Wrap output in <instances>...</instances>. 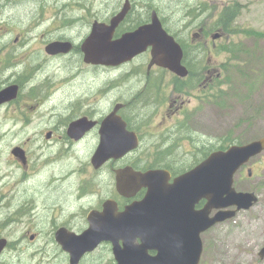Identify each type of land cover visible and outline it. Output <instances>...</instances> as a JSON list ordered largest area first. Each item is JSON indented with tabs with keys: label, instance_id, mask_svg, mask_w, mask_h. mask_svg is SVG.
<instances>
[{
	"label": "flooded vegetation",
	"instance_id": "1",
	"mask_svg": "<svg viewBox=\"0 0 264 264\" xmlns=\"http://www.w3.org/2000/svg\"><path fill=\"white\" fill-rule=\"evenodd\" d=\"M80 2L69 0L58 8L37 2L29 13H23L22 9L30 5V0H0V93L11 88L15 91L9 101L0 105V210L2 205H7L1 213V216L5 213V217L0 218V240L8 241L0 255V263L12 251L13 244H17L34 248L57 246L60 253L55 259L70 264V256L63 251V243L58 240L59 231L80 236L103 215L107 202L111 201V208L116 213H122L129 205L145 199L146 188L130 198L119 194L117 189L110 195L101 196L94 191L88 177L81 179L77 190H71L77 172L69 168L62 169V163L76 156L71 154L63 159V151L95 152L98 149L102 124L118 105L120 108L116 115L126 123L129 132L137 135L138 148L124 159L112 160L99 170L94 169L90 160L87 172L100 174L110 168L115 176L117 169L129 166L140 172L165 169L171 172L170 183H173L182 175L172 164H184L186 155L179 154L183 144L190 141L195 144L189 134L184 132V129H190L182 126L189 104L183 96L187 92H202V95L196 94L195 98L208 103L215 102L217 98L216 94L208 92H213L218 82L220 86L221 75L206 69L202 60L196 57L205 49L207 37L203 28L193 35L188 30L173 34L158 12L164 27L183 48V64L189 69V60L195 59L199 71L194 77V72L189 69L190 76L193 75L191 79L182 80L167 68L151 66L152 48L119 66L94 65L86 62L83 51L94 23L110 25L128 0L118 5L112 14L108 13V5L95 6L89 1L85 4ZM9 6H16L17 10L9 12L6 10ZM77 6L81 7L79 11L74 9ZM151 22L149 8L141 6L140 10L137 0H129L128 14L115 29L113 40ZM216 35L218 39L223 37L221 34ZM55 42L70 43L71 48L67 52L48 53L47 47ZM187 44L192 48L187 47ZM95 73L101 76L104 83L111 75L124 83L133 81L134 85L121 98H115L110 103V85H95ZM176 80L186 81V84L176 83L170 90V84ZM100 88H106L105 93ZM80 119L96 124L81 137H73L69 133L70 126ZM7 146L10 147L12 159H6L4 155ZM16 148L20 149L23 157L14 153ZM196 149L201 150L198 146ZM139 152H143V156L137 158ZM206 157L203 156L196 163L194 161V167ZM126 160L129 163L115 168ZM145 161L148 165L141 167ZM14 164H18L20 174H15ZM41 173H45L44 180L40 182L44 188L41 208L33 198L19 202L16 207V199L9 202L14 183L35 187V179ZM63 186L71 191L61 196ZM206 204V199L199 200L195 204V211L204 210ZM216 213L214 210L210 216ZM13 227L24 230V234L15 240L5 232ZM205 233L201 234L202 242ZM136 243L140 244L141 239L138 238ZM119 244L123 246L124 242L121 240ZM21 252L24 257L25 251ZM159 252L154 248L148 254L156 257ZM4 264L8 263L4 260ZM80 264H117L113 244L101 242L94 251L85 254Z\"/></svg>",
	"mask_w": 264,
	"mask_h": 264
},
{
	"label": "rangeland",
	"instance_id": "2",
	"mask_svg": "<svg viewBox=\"0 0 264 264\" xmlns=\"http://www.w3.org/2000/svg\"><path fill=\"white\" fill-rule=\"evenodd\" d=\"M30 5L22 9L23 13H29L33 5L43 2L51 8H58L69 0H30ZM74 1V0H71ZM85 4L89 1L91 5L109 6V14L114 13L118 5L124 4L125 0H76ZM180 1V0H178ZM137 0V5L157 11L165 20L167 28L173 33H181L188 30L189 34L198 33L201 28L205 30L206 42L205 49L199 56L205 68L215 74H220L221 82L213 92L216 94L215 102H201L195 95H202V92H187L185 98L189 104L182 126H187L190 130L184 129L189 138L193 141L185 142L183 150L179 154L186 155V159L181 164H172L178 173H185L194 167L195 163L205 157L213 150L210 148L222 146L227 138L234 144H248L264 137V40L247 36L248 30L254 29L264 33V1L259 0ZM87 2V3H89ZM174 4H181L177 13L171 12ZM204 6L208 10L202 8ZM9 9V12L17 10L16 6ZM238 7L241 11L236 21H232L227 30L223 31L224 25L218 21L220 13L228 8ZM79 11L81 7H74ZM196 9V17L191 18L184 10ZM158 13V14H159ZM215 34H221V39H214ZM187 47L192 48L189 44ZM223 50V51H222ZM189 67L194 71V77L199 69L196 67L195 59L189 60ZM95 85L106 83L110 85V103L115 98H121L123 94L133 87L134 82L124 83L108 76L107 82L102 81L101 76L95 73ZM106 77H104L105 80ZM169 78V77H168ZM193 78V77H192ZM114 79V80H113ZM177 80L170 85V90L174 87ZM102 89V88H100ZM99 89V90H100ZM106 88L101 92L105 93ZM172 96V91L170 92ZM210 94V95H211ZM178 95L175 93V97ZM95 98L97 95L95 94ZM207 98V97H205ZM151 139L152 136H149ZM198 141L200 142L198 145ZM197 146L201 150H197ZM13 147H16L13 146ZM94 152L86 150H73L62 152V158L71 154L69 160L62 163V169L69 168L77 172L75 184L71 190H77L81 179L88 177L93 185L94 191L101 196H107L116 191L115 176L110 168L100 174L87 172L91 156ZM6 159H12L10 147L7 146ZM143 152H139L137 158L142 157ZM147 159H150L148 157ZM15 163V161H13ZM129 163L128 160L121 162L115 168ZM145 161L141 167L147 166ZM251 169L253 176H248ZM15 174H20L18 164H14ZM45 173H41L35 179V187H25L14 183L12 191L9 193V202L16 199L15 207L19 202L28 198H33L42 207V191L44 188L40 182L44 180ZM235 187L239 191L255 193L259 201L248 211H240L237 216L225 223L217 225L214 229L203 235L204 253L201 264H264V258L260 256L264 248V153L253 159L244 172L236 176ZM67 187H61V196H64ZM5 200V199H4ZM7 205H2L0 218ZM12 240L21 237L24 230L20 227H13L5 231ZM23 247L13 244L12 251L8 252L4 260L8 264H66L64 261L56 260L60 253L57 246L52 247ZM29 249V253H28ZM25 251L24 257L22 252ZM4 260L0 264H4Z\"/></svg>",
	"mask_w": 264,
	"mask_h": 264
},
{
	"label": "water",
	"instance_id": "3",
	"mask_svg": "<svg viewBox=\"0 0 264 264\" xmlns=\"http://www.w3.org/2000/svg\"><path fill=\"white\" fill-rule=\"evenodd\" d=\"M128 11L129 0L110 25L94 23L92 34L83 45L86 62L119 66L151 47V66L167 68L186 78L189 71L182 64L183 48L164 29L156 12L152 14L151 24L113 40L115 29ZM218 38V35L214 36V39ZM70 48V43L55 42L47 47V52L57 54ZM14 92V88L2 91L0 105L9 101ZM119 108L118 105L100 129L101 142L92 158L97 170L111 159H121L138 148L137 135L129 132L126 123L116 115ZM95 124L80 119L71 124L69 133L79 138ZM263 152L264 137L246 145H232L227 150L211 153L173 183H170L172 176L167 170L140 172L131 167L116 170L117 191L121 195L134 197L143 188L147 189V195L143 201L132 204L120 214L111 208V201L107 202L103 215L81 236L59 231L58 240L69 253L70 264H79L84 255L94 251L102 241L113 243L118 264H200L203 253L201 234L258 203L255 193L237 191L234 182L236 174ZM14 153L23 157L20 149ZM201 199H206L207 204L204 210L197 212L195 204ZM214 210L217 213L211 217ZM137 238L141 239L140 244L136 243ZM120 240L124 241L123 247ZM6 244L7 240L0 241V254ZM154 248L160 251L159 255L150 257L148 251ZM260 256L264 258V248Z\"/></svg>",
	"mask_w": 264,
	"mask_h": 264
},
{
	"label": "trees",
	"instance_id": "4",
	"mask_svg": "<svg viewBox=\"0 0 264 264\" xmlns=\"http://www.w3.org/2000/svg\"><path fill=\"white\" fill-rule=\"evenodd\" d=\"M178 1V0H177ZM180 1H178V3H180ZM179 5L181 4H174L173 7H172V10L171 12L173 14H176L177 12V9L179 7ZM203 9H205L206 11L208 10L207 8H205L204 6H202ZM187 13L189 15V17L191 18H195L197 15H196V9L194 10H184L183 13ZM241 11L238 7H232V8H228L226 10H223L221 13H220V17L218 19V21H220V25H224L225 28L223 27V31L225 33V31L227 30L228 26L231 24L232 21H236V19L239 17ZM247 36H252V37H255L256 39H260V40H264V33H260V32H257L255 31L254 29H251V30H248L247 32ZM223 51V50H222ZM194 72V71H193ZM193 77V76H192ZM222 77V76H221ZM235 142H233L230 138H227L226 140L223 141L222 143V146H219V147H213V148H210V150H219V149H226L229 145L231 144H234Z\"/></svg>",
	"mask_w": 264,
	"mask_h": 264
},
{
	"label": "bare ground",
	"instance_id": "5",
	"mask_svg": "<svg viewBox=\"0 0 264 264\" xmlns=\"http://www.w3.org/2000/svg\"><path fill=\"white\" fill-rule=\"evenodd\" d=\"M11 8H12V7L9 6L8 8H6V10L9 11V9H11Z\"/></svg>",
	"mask_w": 264,
	"mask_h": 264
}]
</instances>
